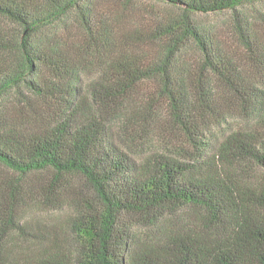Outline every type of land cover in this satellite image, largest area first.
<instances>
[{"label": "trees", "instance_id": "16d2710c", "mask_svg": "<svg viewBox=\"0 0 264 264\" xmlns=\"http://www.w3.org/2000/svg\"><path fill=\"white\" fill-rule=\"evenodd\" d=\"M156 1L0 0V264H264V0Z\"/></svg>", "mask_w": 264, "mask_h": 264}, {"label": "rangeland", "instance_id": "374dc122", "mask_svg": "<svg viewBox=\"0 0 264 264\" xmlns=\"http://www.w3.org/2000/svg\"><path fill=\"white\" fill-rule=\"evenodd\" d=\"M137 3L141 10L144 13L155 12L159 15H166L168 12V5L158 2L156 0H133ZM239 11L247 15L250 18L251 23L255 24L258 27V31L260 34L264 33V2L248 4L244 7H240ZM208 25L213 26L221 36H223L227 40L232 41V23H231V12H225L219 16H211L204 19ZM4 19L0 18V25H7ZM145 89V88H144ZM145 91V90H144ZM146 93V92H144ZM134 144L139 147L144 143L145 140H154L156 144L162 147V142L159 134L153 135L151 132H148V135H144L142 132H135L133 137H131ZM166 147H163V149Z\"/></svg>", "mask_w": 264, "mask_h": 264}]
</instances>
